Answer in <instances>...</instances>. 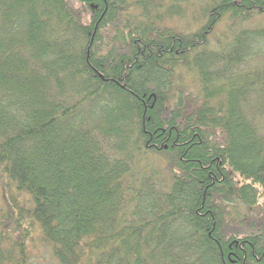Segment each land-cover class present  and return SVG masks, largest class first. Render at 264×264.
I'll return each instance as SVG.
<instances>
[{
  "label": "trees",
  "instance_id": "1",
  "mask_svg": "<svg viewBox=\"0 0 264 264\" xmlns=\"http://www.w3.org/2000/svg\"><path fill=\"white\" fill-rule=\"evenodd\" d=\"M0 190V264H264V0H0Z\"/></svg>",
  "mask_w": 264,
  "mask_h": 264
},
{
  "label": "rangeland",
  "instance_id": "2",
  "mask_svg": "<svg viewBox=\"0 0 264 264\" xmlns=\"http://www.w3.org/2000/svg\"><path fill=\"white\" fill-rule=\"evenodd\" d=\"M190 23V22H189ZM0 193H1V190H0ZM22 196H26V195H21V198H22Z\"/></svg>",
  "mask_w": 264,
  "mask_h": 264
}]
</instances>
